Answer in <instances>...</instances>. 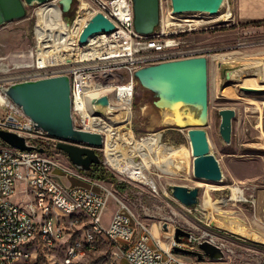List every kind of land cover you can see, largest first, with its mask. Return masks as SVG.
<instances>
[{
  "label": "built area",
  "instance_id": "1",
  "mask_svg": "<svg viewBox=\"0 0 264 264\" xmlns=\"http://www.w3.org/2000/svg\"><path fill=\"white\" fill-rule=\"evenodd\" d=\"M226 3L224 12L203 20L183 14H169L168 18L166 9L162 16L159 0L158 25L151 34L141 35L133 29L131 0H71L69 18L64 16L59 0H47L37 4L34 11L33 47L12 66L24 69L10 81H0V86L67 75L72 124L102 136V146L97 150L104 157L107 135L115 136L119 125L131 120H118L116 116L122 109L131 111L137 83L134 70L194 55L196 48L187 44L185 34L207 21L229 19L231 9ZM55 12L59 13V21L55 20L53 29L45 30L39 17H46L52 25ZM96 12L107 17L114 29L92 34L82 44L79 33ZM103 94L108 96V104L102 112H96L91 99ZM5 98V102H0V106H6L0 128L22 135L34 148L20 149L0 141V264H40L41 259L49 264H71L78 256L96 251L99 243L113 248L101 264H193L183 254L174 252L172 245L198 249L200 238L191 236L190 243H176L171 236L164 245L100 179L89 178L70 162L60 163L53 158L51 153L58 150V140L35 128L29 117ZM106 122L111 127L105 126ZM103 163L106 164L105 157ZM58 170L89 186L63 185ZM16 191L22 194L23 201L12 200ZM108 197L115 200V208L105 227L101 214ZM60 244L64 251L57 257Z\"/></svg>",
  "mask_w": 264,
  "mask_h": 264
},
{
  "label": "rangeland",
  "instance_id": "2",
  "mask_svg": "<svg viewBox=\"0 0 264 264\" xmlns=\"http://www.w3.org/2000/svg\"><path fill=\"white\" fill-rule=\"evenodd\" d=\"M226 2L231 9L229 19L207 21L184 36L187 44L196 48L194 55L207 57V118L203 127L210 151L220 166L221 180L193 176L186 127L179 126L176 121L174 124L162 123L161 107L153 103L156 96L137 81L128 115L131 120L120 126L129 127L135 140L150 136L153 139L150 152L155 159L159 155L181 153L186 175L163 174L158 177L162 172L151 163L148 171L156 182L153 188L104 164L105 155L103 157L97 150L101 164L108 172L101 183L163 242L173 237L174 227L178 226L196 238L218 244L224 253L222 261L232 259L246 264H264V0H225L224 8ZM162 5L164 11L169 8V1L162 0ZM242 5L245 9L242 16L257 20L240 18ZM223 6L220 12H224ZM36 9L37 4L26 6L24 16L0 24V81H10L24 69L12 66L34 45ZM183 15L203 20L209 18L199 12ZM64 16L69 18L71 11L68 9ZM221 108H232L235 112L228 143L218 131V110ZM5 109L6 106H0L1 119L5 117ZM51 155L60 163L69 162L60 150ZM136 159L141 160L138 156ZM57 173L65 186H89L60 170ZM172 184L198 187V205L192 208L180 203L170 192ZM232 185L243 190L244 200L229 199V186ZM93 189L97 190V187ZM204 198L210 201V205L204 203ZM23 199L18 191L12 195L14 202ZM114 208L115 200L108 197L101 214L103 226L108 225ZM35 219H39V214ZM150 243L153 244L151 239ZM111 249L107 244L99 243L96 251L78 256L73 264H101L111 255ZM41 262L49 264L45 259ZM15 264L21 263L16 261Z\"/></svg>",
  "mask_w": 264,
  "mask_h": 264
},
{
  "label": "water",
  "instance_id": "3",
  "mask_svg": "<svg viewBox=\"0 0 264 264\" xmlns=\"http://www.w3.org/2000/svg\"><path fill=\"white\" fill-rule=\"evenodd\" d=\"M47 0H0V24L21 18L25 7L41 4ZM172 15L185 13H205L210 17L219 15L225 0H168ZM133 29L141 35H149L159 22V0H131ZM61 10L68 11L71 0H59ZM114 24L102 13L96 12L83 26L78 41L85 43L89 36L98 32H109ZM227 75V73H226ZM138 83L150 90L156 100L155 106L182 107L192 105L197 108L194 118L191 114L181 118L176 112L174 121L179 126L186 127V135L192 156V174L196 178L220 181L222 178L220 166L210 145L205 128L207 118V57L192 55L164 60L141 66L134 70ZM69 79L65 74L43 76L11 82L0 86V92L16 105L32 122L35 128H40L48 136L56 138V148L66 154L69 162L85 173L92 164L101 163L97 149L102 146V136L75 128L70 115ZM91 103L94 111L102 112L108 104V96L103 94L93 97ZM234 109L218 110L220 122L219 134L228 143L230 141L231 119ZM0 140L10 146L20 149H32L25 138L12 131L0 128ZM41 150V148H38ZM170 192L186 207L195 208L198 205V187H188L182 184L169 186ZM164 228L166 225L163 226ZM190 232L176 226L173 239L176 243H190ZM198 249L172 245L176 253L189 255L198 261L205 258L210 261H222V248L209 240H201Z\"/></svg>",
  "mask_w": 264,
  "mask_h": 264
},
{
  "label": "bare ground",
  "instance_id": "4",
  "mask_svg": "<svg viewBox=\"0 0 264 264\" xmlns=\"http://www.w3.org/2000/svg\"><path fill=\"white\" fill-rule=\"evenodd\" d=\"M166 11H168L167 16L169 18V14H171L170 9L167 8ZM163 14L164 11H162V16ZM58 15L59 13L55 12L54 18H51L52 25L48 24L46 17H43L42 15L39 17V20L41 19L44 24L45 30L54 28L55 20L59 21ZM5 97L6 96L0 92V102H5ZM130 112L131 111H129L128 108L122 109L117 114L116 118L118 120H129L130 116L128 115ZM176 112L181 115V118L187 117V114H191V117L194 118L197 108L192 105H186L182 107L162 106L160 116L162 123L174 124V116ZM109 125L110 122L105 123V126H108V128L111 127ZM118 128L119 130L115 136L110 134L107 135L104 144L105 161L113 170L127 176L133 181L142 184H148L153 188L156 187V182L148 171V165L151 163L156 165V167L161 170L162 173L159 174L158 177L162 176L163 174L186 175L185 160L181 153H174L167 156L159 155L157 156V159H155L152 157L150 152L153 145V139L150 136H146L139 141L133 139V132L129 127H122L119 125ZM122 130L124 131L121 132ZM137 156L141 158L140 161L136 159ZM229 190L231 193L229 199L235 201H241L245 199L243 190L240 187L232 185L229 186ZM204 203L210 205V201L208 199L206 200L205 198ZM166 243L167 242H165L164 245H167Z\"/></svg>",
  "mask_w": 264,
  "mask_h": 264
},
{
  "label": "crops",
  "instance_id": "5",
  "mask_svg": "<svg viewBox=\"0 0 264 264\" xmlns=\"http://www.w3.org/2000/svg\"><path fill=\"white\" fill-rule=\"evenodd\" d=\"M243 8L241 7V17L240 18H243L244 20H257V19H254V18H251V17H243L242 15H244L245 13V9H244V5H242ZM88 176V175H87ZM89 178H92L91 176H88ZM85 182V181H84ZM87 183V182H86ZM88 184V183H87ZM78 186H81V185H78ZM88 187V186H86ZM153 235L154 236H157L154 234L153 232ZM184 257L189 261V262H192L193 264H246V263H243V262H240V261H236V260H232V259H229V260H225V261H210L208 259H204L203 261H200V262H195V259L193 256H189V255H184Z\"/></svg>",
  "mask_w": 264,
  "mask_h": 264
},
{
  "label": "trees",
  "instance_id": "6",
  "mask_svg": "<svg viewBox=\"0 0 264 264\" xmlns=\"http://www.w3.org/2000/svg\"><path fill=\"white\" fill-rule=\"evenodd\" d=\"M86 174L88 176H91L92 178H97L100 180L108 176V172L104 170L103 165L101 163L92 164L90 169L86 172ZM63 251H64L63 244H60L58 248V257H61L63 255ZM73 262L71 264H73Z\"/></svg>",
  "mask_w": 264,
  "mask_h": 264
}]
</instances>
